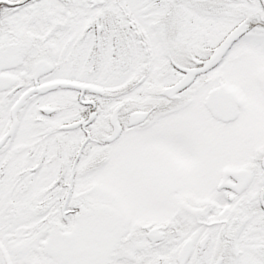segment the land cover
<instances>
[{
	"label": "snow or ice",
	"instance_id": "snow-or-ice-1",
	"mask_svg": "<svg viewBox=\"0 0 264 264\" xmlns=\"http://www.w3.org/2000/svg\"><path fill=\"white\" fill-rule=\"evenodd\" d=\"M0 264H264V0H0Z\"/></svg>",
	"mask_w": 264,
	"mask_h": 264
}]
</instances>
